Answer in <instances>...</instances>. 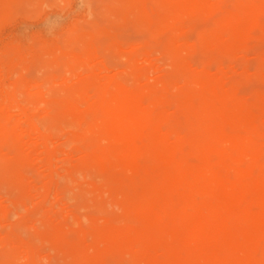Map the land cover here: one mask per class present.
I'll return each mask as SVG.
<instances>
[{"label":"bare ground","instance_id":"obj_1","mask_svg":"<svg viewBox=\"0 0 264 264\" xmlns=\"http://www.w3.org/2000/svg\"><path fill=\"white\" fill-rule=\"evenodd\" d=\"M19 1L25 2L0 0V8L12 3L15 8ZM233 1L235 8L220 10V0H119L121 15L113 16L134 17L140 24L136 27L151 38H164L163 56L177 60L171 78L160 87L163 92L141 82L135 70L138 78L129 82V60L131 70L121 66L130 71L128 79L122 74L102 85L87 79L47 102V115L60 129L77 124L82 132L69 139L81 143L83 165L91 170L87 175L102 177V185L121 196L117 205L123 223L121 215L105 225L96 221L88 236L83 230L85 240L73 241L77 237L72 228L66 230L67 237L45 222L46 227H37L41 241H49L42 246L50 251L52 245L67 264H264V90L252 91L256 98L249 101L240 94L239 83L224 80L223 70L235 55L250 50L252 40L264 39V0ZM219 11L212 28H198L200 17ZM195 31L199 38L192 37ZM87 33L80 35L81 51L74 52L71 68L100 57L104 50L94 42L99 33ZM119 42L123 44L117 40L116 49ZM148 46L146 53L152 54L155 49ZM106 50L116 51L114 45ZM11 93L0 106L16 108ZM87 95L91 109L77 123L76 107ZM29 128L37 126L31 123ZM31 175L15 124L0 115V194L7 191L18 205ZM102 206L96 205L100 210ZM107 216L105 221L111 219ZM36 238L26 242L15 237L13 242L30 256L40 242ZM11 250L4 254L8 264L16 258Z\"/></svg>","mask_w":264,"mask_h":264},{"label":"rangeland","instance_id":"obj_2","mask_svg":"<svg viewBox=\"0 0 264 264\" xmlns=\"http://www.w3.org/2000/svg\"><path fill=\"white\" fill-rule=\"evenodd\" d=\"M27 1L25 0L27 3L19 1L20 4L15 2V8L14 3L12 6L10 5L13 8L4 7L5 5L0 8V102L7 99L9 92H12L11 95H14L12 98L16 104V108L13 109L0 106V115L15 124L22 146V155L28 160L32 173L26 178L27 186L23 192V201L18 202V205L14 204V197L12 200L10 198L12 196L8 195L10 193L7 194V191L3 192V188L1 189L3 193L0 194L2 210L0 214V264L2 262L8 264L4 255L8 249L16 252V258L12 264H28L29 260H36L39 264H67V260L62 254L59 257V252L55 254L51 244V247L49 245L50 251L47 249L49 241H41L36 234L37 227H46V224L49 228L58 227L62 232L67 233V237L69 232L66 230H73L72 232L77 237L75 240L72 238L73 241L85 240L86 234L88 236V232L91 231L96 221L105 225L119 215H121L119 217L121 220L122 211L120 207L118 208V200L121 199V196L118 195L119 198L113 196L108 188L102 185V177V179L95 178V176L93 178L91 175H87L88 173L85 171L91 172V170L83 165V152L79 147L81 143L75 140V142H70L69 139L80 137L82 132L77 128V124L72 127L61 126L60 129L59 124L47 115V102L52 96H57V93H65L63 94L65 96L68 94L67 91H74L87 79H92L102 85L113 79L122 78V74L126 77L130 71L126 72L125 70H131V67L133 73L129 74L130 78L126 77L129 78V82L131 79L134 82V78H138L137 73H139L141 82L152 86L159 92L162 83L171 78V72L177 60L167 59L163 56L161 48L165 43L164 38L155 40L148 33L136 27L139 22L134 17H127L128 19L125 21L123 17L119 16L121 15L119 0H41L37 2L38 4L33 0ZM112 2L115 4L118 2V5H113ZM235 3L233 0H220V10H230L233 5L235 8L237 2ZM112 9H116L115 12L111 11ZM7 12L10 14L9 16ZM112 13L119 14L117 17H121L122 20L114 17ZM220 14H222L221 11L206 18L198 17L200 19L196 22L198 28H212L213 26L209 25L215 24ZM191 26L194 25L191 24ZM194 29V27L191 28L190 32ZM90 31L91 33H89ZM200 31L198 30V32ZM81 32L85 34L88 32L89 36L92 32L99 33L98 36L94 35V37L97 36L94 38V42L96 41V46L105 50H100L102 51L100 57L103 56L106 60L93 57L81 67L71 68L69 66L74 52L81 51ZM198 32L195 33L197 36L193 34L192 37L199 38ZM74 35L76 39H73ZM194 38L193 42L198 43V40L196 41L198 38ZM190 39L192 41L191 37ZM115 40L123 41L122 46L119 45V42L116 49ZM75 41H78V47ZM70 43L75 48H71ZM142 44H145L143 45L145 48L142 47ZM199 44L201 43L197 45ZM107 45L111 47L114 45L118 52L110 53L111 48H109L110 52L106 50ZM148 45H152L155 49L152 54L146 53ZM61 48L63 49L61 50ZM65 49L69 50L68 54H64V52L66 53ZM74 49L76 50L73 51ZM105 53L107 57L112 54L111 57H108L110 60L107 61ZM116 59V63L120 64L121 62V65L111 61ZM129 60L131 61L130 69L126 66ZM122 65L125 70L122 69ZM223 70L225 71V81L229 80V83L233 81L235 85L239 83L240 85L237 87L241 91L240 94H244L242 95L244 97L247 95L249 101L254 99L252 91L264 90V39L252 40L250 50L242 55H235V59L227 63ZM132 74L134 76L137 74V76L134 77ZM60 94L58 96H61ZM89 103L91 102L88 95L85 96L82 104L78 103L74 115L77 123L80 117L91 109ZM31 123H34L37 128L30 129ZM87 133L89 134V132ZM42 188L43 193L41 192ZM44 188H47V194L44 193ZM43 194L45 198L43 197L42 200ZM97 203L103 205L102 211L96 207ZM254 208L253 210H255ZM110 214L111 219L105 221L106 216ZM114 215L116 216L114 217ZM43 222L46 224L43 225ZM121 222L123 223L122 220ZM121 222H119L120 225ZM97 225L101 226V224ZM83 230L86 232L85 235ZM73 233L69 237H74ZM34 236L37 237L36 240L39 238L41 243L37 240L39 244L35 245L36 249L32 246L33 250L30 256L23 247L17 246L13 242L15 237L28 240L26 242H33ZM42 243L47 246H42ZM89 253L92 252L89 251Z\"/></svg>","mask_w":264,"mask_h":264}]
</instances>
